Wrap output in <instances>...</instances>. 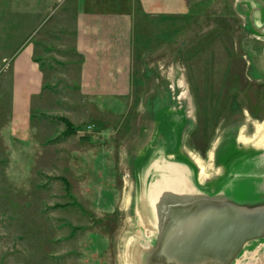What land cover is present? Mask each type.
Returning a JSON list of instances; mask_svg holds the SVG:
<instances>
[{
	"label": "rangeland",
	"instance_id": "obj_1",
	"mask_svg": "<svg viewBox=\"0 0 264 264\" xmlns=\"http://www.w3.org/2000/svg\"><path fill=\"white\" fill-rule=\"evenodd\" d=\"M72 1L0 0V264H129L162 234L141 198L170 163L206 197L263 206L264 173L251 167L264 152V0H189L155 18L161 29L136 44L134 100L118 103L80 91ZM27 45L45 86L26 126L30 88L14 89L13 61ZM194 154L211 164L205 178ZM262 243L242 264H264Z\"/></svg>",
	"mask_w": 264,
	"mask_h": 264
},
{
	"label": "crops",
	"instance_id": "obj_2",
	"mask_svg": "<svg viewBox=\"0 0 264 264\" xmlns=\"http://www.w3.org/2000/svg\"><path fill=\"white\" fill-rule=\"evenodd\" d=\"M68 8L75 13L74 45L82 57V95L96 102L118 103L135 97L137 41L161 29L155 18L186 13L189 0H73ZM13 62L14 89L24 84L30 88L27 126L32 101L44 90V73L31 45L19 51ZM25 76L28 81L23 83Z\"/></svg>",
	"mask_w": 264,
	"mask_h": 264
},
{
	"label": "water",
	"instance_id": "obj_3",
	"mask_svg": "<svg viewBox=\"0 0 264 264\" xmlns=\"http://www.w3.org/2000/svg\"><path fill=\"white\" fill-rule=\"evenodd\" d=\"M199 199L207 201L201 200L195 204V209L181 214L175 225L179 230L170 241L174 244L176 237L190 236V242L174 245L172 252L176 257L172 258V264H203L228 251L236 254L248 240L264 235L263 206L238 205L227 199L213 201L211 197ZM214 240L221 242H212ZM156 255L160 256V249Z\"/></svg>",
	"mask_w": 264,
	"mask_h": 264
},
{
	"label": "bare ground",
	"instance_id": "obj_4",
	"mask_svg": "<svg viewBox=\"0 0 264 264\" xmlns=\"http://www.w3.org/2000/svg\"><path fill=\"white\" fill-rule=\"evenodd\" d=\"M166 96H167V94H166ZM190 122H191V120H190ZM258 127L260 129L263 126L259 125ZM243 135H245V134H243ZM248 137L249 136H246L243 138L245 140H247ZM223 139L225 140V138H223ZM244 139H243V141H245ZM241 141H242V139H241ZM262 141L263 140H260V141L258 140L256 143L258 145H261L264 147V142H262ZM217 155H218V153H217ZM193 157L196 160V162H198V164L201 166L200 170H201L202 178H205L206 174L208 172V171H206V168L208 166H211V164L207 165L205 163V161L198 158L195 154L193 155ZM210 157L215 158V157H213L212 152L210 153ZM216 159H218V158H216ZM213 162H215V161H213ZM162 169L164 172L160 176V179L158 180L156 186H153V189H152V193L150 196L152 203L147 201L146 196H143L141 198V201H142L141 205L142 206L140 207V210H141L140 214L142 215V220H145V218L149 219L150 213H151V211H153V210H151V207H153L152 209L156 210L157 220L159 219V221H157V220L156 221H157V223L162 225V234H161V236H158V238L156 239V242L153 243V245H154L152 248L153 250L151 249L147 254L144 255L143 252L142 253L140 252V250L135 251L133 254H130L129 259H128L129 264H154L153 261H156L157 264L167 263L168 260H166V258H164V257H166L167 254L169 255L172 253V249H173L174 245L177 246L178 244H180V242H185V243L190 242V236L184 237V238H182V237L177 238L176 237L174 239L175 241L173 240L174 241V244H173L170 241V239L169 240L167 239L168 230L170 228L175 227V225L177 224L181 214H185L186 211L189 212V211L195 209V206H196L195 204H199V202H201V200L207 201V199H199L202 197L206 198V195L199 193L200 191H198L196 189V187L194 186L192 181L189 179L188 170L185 168V166H183L182 164H178V163H174V164L170 163V165H167ZM189 190H191V191H189ZM207 197H211V200H213V201H216L218 199L225 200L224 199L225 197H223V196H207ZM197 198H198V201H197ZM194 199H196V201H193ZM230 202H232V201H230ZM149 203H151L152 205ZM258 204H260V206H261V202H258L257 204H254L253 206L258 205ZM246 205H248V204H246ZM262 236H264V235H262ZM159 245H160V247H159ZM262 245H264V243L260 244L258 247H260ZM138 247H140V245ZM135 248H137V247H135ZM158 249H160V253H164L163 257L161 256V260L163 259L162 261L159 260V255H156V252ZM246 249H247V245H246L245 249L241 252V254L238 257H236V259H234L232 264H242L243 263V261L245 260V258H243L244 255L246 253L250 252L248 249L247 250ZM152 254L154 256L156 255V258L158 260H154L152 258L153 259V261H152L151 259H149L150 257H154ZM241 258H243V259H241ZM163 261H166V262H163Z\"/></svg>",
	"mask_w": 264,
	"mask_h": 264
},
{
	"label": "flooded vegetation",
	"instance_id": "obj_5",
	"mask_svg": "<svg viewBox=\"0 0 264 264\" xmlns=\"http://www.w3.org/2000/svg\"><path fill=\"white\" fill-rule=\"evenodd\" d=\"M236 145V144H235ZM240 152V150L238 151V153ZM256 161H257V164H256V166L255 165H252V169H255L254 170V172L255 171H257V173H264L263 171H264V152H258L257 153V155H256V159H255ZM255 166V167H254ZM258 167V169H256ZM256 173V172H255ZM264 177V176H263ZM258 179H262V183H264V178H258ZM223 197H225L224 199H227V200H229V201H232L233 203H235V204H238V205H246V204H248V205H250V206H252V205H254V204H257V203H243V202H241V201H238V200H236L235 198H233V197H226V196H223ZM255 239H257V238H255ZM255 239H251V240H248L247 241V243L244 245V247L243 248H241V249H239L237 252H236V254H230L229 252L230 251H228V252H226L227 254H221V255H219L216 259H214V260H207V261H204L203 262V264H232L233 263V261H234V259H236V257H238L240 254H241V252L245 249V247H246V245H248L250 242H252V241H254ZM211 242V241H210ZM212 242H221V240L219 241H216V240H214V241H212ZM223 242V241H222ZM153 246L154 245H152V244H150L149 245V242H145V243H142L141 242V245H140V247H139V250H140V252L142 253L143 252V254L145 255L146 254V252L147 251H150L152 248H153ZM150 249V250H149ZM229 249V248H228ZM153 250V249H152ZM176 257V253L175 254H173V252L171 253V254H169V257H171V258H173V257ZM162 261V260H161ZM163 262H166V261H163ZM154 264H157V263H154ZM161 264H171V263H169V262H167V263H161ZM180 264V263H179ZM190 264H195V263H190Z\"/></svg>",
	"mask_w": 264,
	"mask_h": 264
},
{
	"label": "trees",
	"instance_id": "obj_6",
	"mask_svg": "<svg viewBox=\"0 0 264 264\" xmlns=\"http://www.w3.org/2000/svg\"><path fill=\"white\" fill-rule=\"evenodd\" d=\"M63 120L66 122L67 124V130H66V134H75L78 132V127L75 126L68 118H63ZM64 183L67 187V189H69V184L68 181L64 179Z\"/></svg>",
	"mask_w": 264,
	"mask_h": 264
}]
</instances>
